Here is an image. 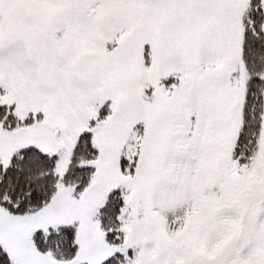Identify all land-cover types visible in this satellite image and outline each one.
Returning a JSON list of instances; mask_svg holds the SVG:
<instances>
[{"label": "snow or ice", "instance_id": "6c2138e0", "mask_svg": "<svg viewBox=\"0 0 264 264\" xmlns=\"http://www.w3.org/2000/svg\"><path fill=\"white\" fill-rule=\"evenodd\" d=\"M0 264H264V0H0Z\"/></svg>", "mask_w": 264, "mask_h": 264}]
</instances>
